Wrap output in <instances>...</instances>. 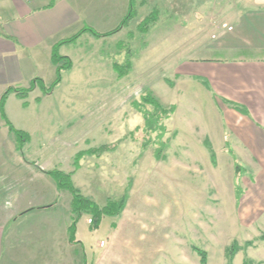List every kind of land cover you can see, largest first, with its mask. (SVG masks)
Segmentation results:
<instances>
[{"label": "rangeland", "instance_id": "1", "mask_svg": "<svg viewBox=\"0 0 264 264\" xmlns=\"http://www.w3.org/2000/svg\"><path fill=\"white\" fill-rule=\"evenodd\" d=\"M245 1L137 0L138 14L119 29L120 35L95 44L84 40L75 47L76 68L63 71L51 92L44 94L40 87L33 92L32 98L40 96L43 104L30 130L32 143L24 148L27 159L71 172L79 151L107 144L105 152L81 159L74 184L99 202L128 195L125 215L106 216L98 229L86 224L82 230L88 243L86 262L109 247L114 221L120 228L114 227V264H203L194 246L207 251L205 264H225L233 243L238 247L234 264L246 259L264 264L263 188L242 186L247 164L239 156L218 148L213 156L202 139L191 137L184 121L187 133L180 130L182 116L198 122L214 115L213 96L204 78L180 76L174 70L189 59L241 56L217 47L224 34L235 31L233 23L242 8L252 3ZM154 9L159 10L157 20L141 32L140 19ZM128 60L130 66L120 77L114 63L125 65ZM43 77L50 86L57 74ZM147 91L164 106L180 110L165 120L161 159L156 157L158 133L144 129V117L134 105ZM70 101L80 103L65 106ZM185 143L195 148L187 150ZM101 240L107 245L102 247Z\"/></svg>", "mask_w": 264, "mask_h": 264}, {"label": "crops", "instance_id": "2", "mask_svg": "<svg viewBox=\"0 0 264 264\" xmlns=\"http://www.w3.org/2000/svg\"><path fill=\"white\" fill-rule=\"evenodd\" d=\"M130 7L131 0H0V100L9 88L29 87L36 78L47 85L43 76L57 74L52 60L57 43L86 27L109 33L120 26ZM242 9L233 23L235 31L224 34L222 46L217 47L241 56L189 59L174 68L177 75L204 78L202 83L213 96L214 115L198 122L182 116L180 130L184 132V121L191 137L202 139L212 155L218 148L239 156L247 164L242 186L263 188L260 193L264 194V0H252ZM122 31L98 37L84 30L76 41L62 44L59 52L72 59L73 71L75 47L84 40L95 44L111 39ZM82 51L88 49L82 47ZM38 87L25 99L15 91L6 98L5 111L11 123L28 134L23 147H17L18 140L0 113V264H103L105 258L109 259L107 264H114V226L103 255L86 262L83 252L88 243L82 230L90 225L91 216L82 214L77 242L72 243V195L64 196L66 192L46 173L51 167L25 156V146L32 143L30 130L43 104L40 96L32 98ZM78 103L70 101L65 106L76 107ZM191 104L194 107L193 101ZM178 111L176 107L175 113ZM182 132L178 133L181 139L186 137ZM185 147L188 150L195 145L185 143ZM92 199L101 206L107 203ZM128 211L129 200L120 216ZM119 229L118 222L115 230ZM100 245L106 246L107 241L101 240Z\"/></svg>", "mask_w": 264, "mask_h": 264}, {"label": "trees", "instance_id": "3", "mask_svg": "<svg viewBox=\"0 0 264 264\" xmlns=\"http://www.w3.org/2000/svg\"><path fill=\"white\" fill-rule=\"evenodd\" d=\"M136 1L137 0H131V7H130L128 14L125 16L120 26H118V28H116L115 30L109 33H106V34H102L100 32L95 31L91 27H88V28L86 27L82 29L80 32H78L77 34L57 43L52 53V60L54 64L57 65V78L50 86H47L42 78H36L31 86L11 87L9 88L8 92L4 94V96L0 100V113H1V116L4 119H6L9 125V128H10V131L15 135L16 139L18 140V146H23V144L28 140V134L23 130L17 129L11 123L10 119L8 118L6 111H5V102H6V98L8 94L11 91H15L19 97L25 99L28 97L29 93L36 86H39L41 90L44 91V94L51 92L52 89L61 82L63 71L65 70L68 71L72 69L73 67L72 59L70 57L62 55L59 52L60 46L64 43H70V42L76 41L84 30H90L93 34H95L98 37L116 33L119 29H121L122 26L127 25L128 21H131L133 18L137 16L138 14L137 7H135ZM158 13H159V10L154 9L150 14L146 15L145 17H142L140 19V22L138 23L139 30L143 33H146L149 30L148 28L150 27L151 23H154L157 20ZM128 66H130L129 60L126 62L125 65L119 62L114 63L115 71L118 73L120 77L124 75V71L126 72ZM37 100L40 101L41 98L38 97ZM134 105L136 109L139 112H141V114L144 117V129L148 133H150V135H153V133H156V132L158 133L160 147L157 148L156 157L157 159H161L163 150L166 146V142H164L161 139L168 131L167 126L165 124V120L172 117V115L174 114L176 110V106L174 105L170 107L164 106L150 91H147L146 93H144L142 96V100L135 102ZM109 147H110L109 145L105 144L98 148H90L87 150L79 151L75 157V163H74L75 170L71 172H65L58 168L46 171L47 174H49L51 177L54 178L59 190L68 191L72 194V203H71L72 221L69 226L70 240L72 241V243L77 242L76 240L77 224L83 213H87L91 216L90 227L94 229H98L105 216L118 217L122 214V212L124 211L127 205L128 195L123 194L116 199H110L109 201H107L105 205L101 206L97 202H95L93 199H91L90 197L85 196L80 191V189L76 187V185L74 184L73 178H72L73 173L81 167L80 161L84 156H86L87 154L99 155L105 152ZM235 168L236 170L240 169L239 163L236 162ZM113 226L117 227V223H114ZM260 239L264 241V231L260 235ZM249 243L253 244V242H249ZM194 250L201 257V262L203 264L207 263V257H208L207 251L198 246H194ZM237 252H238V247L235 243H233L227 250L228 261L225 264H234L233 260ZM244 264H263V263L261 262L255 263L251 259H246L244 261Z\"/></svg>", "mask_w": 264, "mask_h": 264}, {"label": "built area", "instance_id": "4", "mask_svg": "<svg viewBox=\"0 0 264 264\" xmlns=\"http://www.w3.org/2000/svg\"><path fill=\"white\" fill-rule=\"evenodd\" d=\"M27 1H32V0H27ZM224 26H225V27H228V24L225 23ZM229 27L232 28V26H229ZM90 222H91V219H90Z\"/></svg>", "mask_w": 264, "mask_h": 264}]
</instances>
